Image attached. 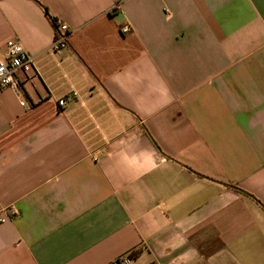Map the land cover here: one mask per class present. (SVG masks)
Instances as JSON below:
<instances>
[{
  "label": "crops",
  "instance_id": "crops-1",
  "mask_svg": "<svg viewBox=\"0 0 264 264\" xmlns=\"http://www.w3.org/2000/svg\"><path fill=\"white\" fill-rule=\"evenodd\" d=\"M116 1L0 0V264H264V0Z\"/></svg>",
  "mask_w": 264,
  "mask_h": 264
},
{
  "label": "built area",
  "instance_id": "built-area-1",
  "mask_svg": "<svg viewBox=\"0 0 264 264\" xmlns=\"http://www.w3.org/2000/svg\"><path fill=\"white\" fill-rule=\"evenodd\" d=\"M122 0H117L113 10L119 11L121 8ZM57 36L52 49L56 52L63 51L68 48V37L70 31L65 23H57ZM131 31L129 26L122 28L123 34H128ZM35 57L31 55L24 46L15 40L7 42L5 59L0 61V92L8 89H20L21 79L20 73H23L28 81H32L37 76L35 73ZM67 104V99L63 98L59 100V105L64 106ZM21 105L30 109L26 101H22ZM8 212L12 217H15L18 213L17 210L11 207ZM5 221L3 214L0 215V223ZM113 264H134V258L130 253L122 255Z\"/></svg>",
  "mask_w": 264,
  "mask_h": 264
},
{
  "label": "trees",
  "instance_id": "trees-1",
  "mask_svg": "<svg viewBox=\"0 0 264 264\" xmlns=\"http://www.w3.org/2000/svg\"><path fill=\"white\" fill-rule=\"evenodd\" d=\"M45 9V11H46V13H47V16H48V18L51 20V22L53 23V25L55 26V28H56V30H57V27H58V24H57V20L56 19H54L53 17H51L50 15H49V13H48V10L46 9V8H44ZM233 187V186H232ZM237 191H239V192H241V193H243V194H247V193H245L244 191H242L241 189H239V188H237V187H234ZM264 207V206H263Z\"/></svg>",
  "mask_w": 264,
  "mask_h": 264
}]
</instances>
